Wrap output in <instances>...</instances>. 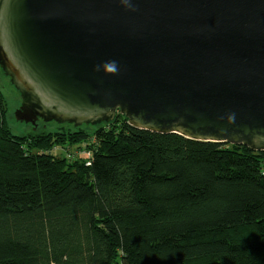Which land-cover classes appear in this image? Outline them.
Wrapping results in <instances>:
<instances>
[{
  "label": "trees",
  "instance_id": "1",
  "mask_svg": "<svg viewBox=\"0 0 264 264\" xmlns=\"http://www.w3.org/2000/svg\"><path fill=\"white\" fill-rule=\"evenodd\" d=\"M4 114L0 93V264H264V150L118 112L20 137Z\"/></svg>",
  "mask_w": 264,
  "mask_h": 264
},
{
  "label": "water",
  "instance_id": "2",
  "mask_svg": "<svg viewBox=\"0 0 264 264\" xmlns=\"http://www.w3.org/2000/svg\"><path fill=\"white\" fill-rule=\"evenodd\" d=\"M0 69L22 128L118 112L264 150V0H0Z\"/></svg>",
  "mask_w": 264,
  "mask_h": 264
},
{
  "label": "rangeland",
  "instance_id": "3",
  "mask_svg": "<svg viewBox=\"0 0 264 264\" xmlns=\"http://www.w3.org/2000/svg\"><path fill=\"white\" fill-rule=\"evenodd\" d=\"M0 93L5 103L4 119L6 126L9 132L15 136L22 137L30 134L36 135L40 133H55V132L60 133L66 131H73L75 129V126L73 125H69L67 123L58 124L55 122H45L46 123L45 127L37 126L36 128H33V127H29V125H26L25 128H22V123H18L15 114L12 113L13 107L17 106V104H15L14 102H17V100L20 101L21 100L20 96L17 93V91L13 88V86L10 84L8 77L3 74L1 69H0ZM41 123H43V121ZM85 128L86 127H84L83 129ZM94 128L95 127H90L89 129H85V130L91 133L94 130ZM63 151L64 149L60 147H55L53 148V150H51L53 154H58V155H62Z\"/></svg>",
  "mask_w": 264,
  "mask_h": 264
},
{
  "label": "clouds",
  "instance_id": "4",
  "mask_svg": "<svg viewBox=\"0 0 264 264\" xmlns=\"http://www.w3.org/2000/svg\"><path fill=\"white\" fill-rule=\"evenodd\" d=\"M109 67H110V70L115 71V62H111Z\"/></svg>",
  "mask_w": 264,
  "mask_h": 264
},
{
  "label": "built area",
  "instance_id": "5",
  "mask_svg": "<svg viewBox=\"0 0 264 264\" xmlns=\"http://www.w3.org/2000/svg\"><path fill=\"white\" fill-rule=\"evenodd\" d=\"M82 152H85V151H82ZM85 153H88V152H85ZM85 164H90V160L89 159H87V161H86V163Z\"/></svg>",
  "mask_w": 264,
  "mask_h": 264
}]
</instances>
